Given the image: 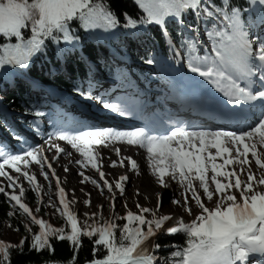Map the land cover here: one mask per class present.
Segmentation results:
<instances>
[{
	"label": "snow or ice",
	"instance_id": "snow-or-ice-1",
	"mask_svg": "<svg viewBox=\"0 0 264 264\" xmlns=\"http://www.w3.org/2000/svg\"><path fill=\"white\" fill-rule=\"evenodd\" d=\"M133 3L142 13L135 18L127 11L118 16L111 0H0V69L28 67L38 55H46L50 47L58 60L63 58L66 63L71 54L78 62L87 64L85 36L115 35L121 31L147 34L151 27L157 26L165 38L168 60L181 61L190 73L207 81L226 98V105L234 106V111L237 105L248 106L249 110L258 107L256 122L233 131L195 126L189 130L183 124H173L171 130L155 134L142 127L126 132L93 125L48 132L45 143L49 149H55L54 158L61 153L72 155L51 142L53 138L65 141L83 157L75 160V164L81 169L90 164L99 175V179H92L81 171L80 183H91L101 195L107 190L110 214L107 217L103 214L101 204L98 211L85 212L81 221L79 214L72 211L76 201L67 200L44 149L32 147L25 136L5 121V127L21 148L14 154L0 144V177L12 189L9 193L5 186H0V193L12 205L13 210L6 215L12 217L19 212L25 235L18 244L0 240V264H10L11 251L23 254L25 245L29 251L47 250L54 255L53 240L70 243L73 255L67 264H76L84 238L92 244L93 257L85 264H264V155L256 150L257 145L264 147V0H246L247 7L234 4L233 0H133ZM249 14H254L258 23ZM170 27L177 33L176 41ZM154 62L151 56L145 61ZM84 96L99 103L101 111L120 117L130 115L123 103L92 94ZM25 114L38 118L26 123L28 131L40 135L39 118L45 117V113L30 112L26 107ZM118 142L145 150L148 169L159 187L169 188L173 182L179 186L180 198L174 197L171 203L182 209L188 220L183 215L161 213L162 193L157 194L155 208L137 202L134 212L125 203V213H116L117 192L120 196L126 194L129 177L121 175L114 185L110 183L95 148ZM115 152L120 155L119 148ZM249 154L260 170L259 178L252 171ZM125 160L132 171L138 172V163L131 157H122L119 166L124 167ZM33 163L40 166L45 180L50 179L45 165L51 170V177H56L59 203L49 197L46 207L53 210L51 215L59 214L64 227L37 216L41 211L40 185L34 175L22 170V166L27 169ZM116 166L117 162L112 161L110 167ZM6 168L33 186L37 194L35 211L22 201L25 190L18 177L10 175ZM245 173L246 180L242 179ZM16 188L19 195L15 194ZM85 195L89 199L83 203L86 208L91 207V194ZM160 235H182L185 239L183 245L175 242L161 245L157 242ZM169 247L172 251L165 258L156 254Z\"/></svg>",
	"mask_w": 264,
	"mask_h": 264
},
{
	"label": "trees",
	"instance_id": "trees-1",
	"mask_svg": "<svg viewBox=\"0 0 264 264\" xmlns=\"http://www.w3.org/2000/svg\"><path fill=\"white\" fill-rule=\"evenodd\" d=\"M233 3L243 7L248 6L246 0H233ZM111 7L115 10L118 16L125 11H127L134 18L142 14L133 3V0H111ZM249 15L252 19H254V14ZM170 31L172 32L173 40L176 41L178 39L176 31L172 30L171 27ZM111 38L113 42L118 44V46L133 59V67L137 70L147 71L144 67L150 66V64L145 63L149 56L153 58L155 57V61L160 56L168 57V49L165 38L162 36L161 31L157 26L151 27L147 34L137 33L136 35H130L121 31L117 32L115 35H111ZM84 39V54L87 56L88 60L97 62L104 73L111 74L113 67L107 61L109 56L104 44L98 40V34L85 36ZM178 47L179 44L177 43V48ZM117 68L118 66H116V69ZM2 70L4 71V74L0 77V102L5 105L13 106L18 113L22 114L20 121L24 125H27L26 122L32 121L31 118H34V120L38 119L31 114L26 115L25 108H29L30 112H35L37 110L42 111L35 106L37 103H42V100L34 96L33 91L31 90L32 86L29 82L25 79L19 78L18 66H9ZM30 72L44 81L55 82L59 86L74 93H79L82 89L81 84L92 76L88 64L78 62L77 58L71 54H69V58L66 63L63 61V58L58 60L52 47L49 48L46 55H38L35 58L34 63L30 66ZM2 116L3 115L0 109V117ZM25 116H30V118L26 119ZM4 128L7 127L4 125ZM4 133L10 136L9 132L5 131ZM15 144L21 147L20 143L16 142ZM23 188L25 190V194L22 197V201L27 203L29 207L37 205V194L32 190L33 186L27 183ZM43 193L44 192H42V194ZM17 195H19V192ZM42 204L43 201L41 199L39 207L41 208V214H44ZM12 210V205L9 203L5 195L0 193V240H3V228L8 227V225L12 226L11 229L18 230L21 235L20 239L25 235L19 212H16L12 217H8L6 215ZM56 220L57 224H54L51 221L49 222H51L54 226H65L61 219ZM34 230L38 231V228L34 227ZM184 239L185 238L182 235H163L159 236L157 242L161 245L171 244L172 242H175L177 245H183ZM18 242L10 243L18 244ZM52 243L55 248L54 255L47 250L42 251L41 253L29 251L28 246L25 245L23 254H20L16 250L11 251L10 264H45V262L67 264L73 255L70 243L67 241L59 242L56 240H53ZM171 251L172 249L169 247L167 251L163 249L160 250L157 255L165 258ZM92 258V244L87 238H84L83 247L79 250L76 264H85L86 261L91 260Z\"/></svg>",
	"mask_w": 264,
	"mask_h": 264
},
{
	"label": "rangeland",
	"instance_id": "rangeland-1",
	"mask_svg": "<svg viewBox=\"0 0 264 264\" xmlns=\"http://www.w3.org/2000/svg\"><path fill=\"white\" fill-rule=\"evenodd\" d=\"M254 31H259V29H254ZM4 74V71L0 69V77ZM98 82V81H97ZM96 82V83H97ZM91 80H89L88 84H92ZM98 91H94L96 94ZM7 108L13 109L12 106L8 105ZM13 112V110H12ZM18 116V114H16ZM15 115V116H16ZM2 121H12L10 125L15 124V120H13L12 117H10L8 120H5L4 118H1ZM7 119V118H6ZM49 121H52L48 118H43L41 121V124L43 127H47V130H42L40 135H33L30 131H28L27 128H24L22 125H15L14 129L22 134L23 136H29L27 137L28 144L32 145V147H41L44 149V156L52 163L53 168L55 169L57 176L60 179L61 186L65 189L67 194V200L68 201H76V203L72 206V211L79 214V219L83 221L85 219L84 213H92L98 211V206L103 205L104 207V215L107 217L110 214V203L109 200L106 199L108 196L107 190H104V194H100V190L95 188L91 183H80V180L82 179L81 176L78 175L79 172L83 171L85 175L90 176L92 179H99L98 173L91 168V165H87L84 169H81L79 165L75 164V160L80 159L83 160V157H81L75 150L71 149V147L65 142L60 141L55 138L51 141L54 144H58L60 147L64 148L66 152H71L72 155H66L64 153H61L58 157V160L53 161V158L55 157V149H49L48 145L45 143V140L48 139L47 133L53 132L56 127L54 125L49 126L51 123ZM49 126V127H48ZM45 132L44 135L42 133ZM1 143L7 146L9 149L11 146H14L13 142L8 141L5 139V136L0 135ZM120 145H128L123 142H118L114 144H110L108 147L104 146H97L95 148V152L99 155V163L102 164V171L106 174V179L113 185L116 182V177H119L121 175H128L132 176L131 183L135 185V191L127 193L124 196H120L117 192V199H116V205L115 210L118 215H123L125 213V208L123 205L127 203L128 208L132 211H137L135 208V204L138 202L142 206L155 208L158 202V193H162L163 199V211H161L162 214H173L175 216L183 215L185 220H188V217L186 214L183 213L182 209H180L178 206L173 205L171 203V200L175 198H180V190L179 186L176 183H172L171 186L168 188V192L173 190L174 194L172 197L168 198L167 191L165 192V188H157V189H150L147 186V182L149 181V169L147 166L146 156L144 154H138V156L131 157L138 163V172H132L130 174V166L127 164L124 167L119 166V159L115 158V149H117ZM257 152L261 155H264V147H261L260 145H257ZM114 157V158H113ZM249 160L251 161V168L252 171L256 174L257 178H259L260 170L257 169L255 165L254 159L249 154ZM112 161L117 162V166L115 168L110 167V164ZM219 163V162H218ZM65 168L68 169L67 172H65ZM113 168V173H112ZM9 172L10 175L13 177H18V183L21 187H25L28 183L23 176H18L16 172H13L12 170L5 169ZM22 170H26L29 172L30 175H34L36 177V182L40 185V191L41 192V199L43 201L42 207L44 210V214H41V212L37 213V216L39 218H43L47 221H51L54 224H57L56 219L59 218V214L51 215L53 210L51 208L46 207V205L49 202V197L52 198L53 201L56 203H59L58 198L56 196L57 188H56V177H51L50 173L51 170L47 168L45 165V171L49 173L50 179L45 180L44 177L40 174V166L33 163L30 164L27 169H24L22 166ZM237 171H239V167H237ZM247 176L246 173L242 176V179L246 180ZM167 179V178H166ZM102 183V182H101ZM7 180H5L3 177H0V186H5V190L9 193L12 192V189H9L6 187ZM139 191V192H138ZM19 192V188H16L15 194ZM42 192H44L42 194ZM137 192L139 195H137ZM86 193H90V199H91V207H85L83 201L85 199H89V196L85 195ZM211 206V205H209ZM193 207H195L193 205ZM33 211L37 208V205H34L31 207ZM20 233L16 230H13L9 227H4L2 230V239L5 241L16 243L20 240ZM163 259V258H161Z\"/></svg>",
	"mask_w": 264,
	"mask_h": 264
},
{
	"label": "bare ground",
	"instance_id": "bare-ground-1",
	"mask_svg": "<svg viewBox=\"0 0 264 264\" xmlns=\"http://www.w3.org/2000/svg\"><path fill=\"white\" fill-rule=\"evenodd\" d=\"M135 83L136 82H131L130 84L131 85H135ZM152 98H154V95L152 93H149L148 94L146 92L142 94V97L141 98H139L140 101H138V102H139L140 106L147 107L148 108L147 112H149L150 109H152V110H156L157 109V104H155V103L152 102ZM130 100L131 101H134V98H130ZM89 113H90V111L85 108L84 111H83V115L82 116H78V122H81V123H89L90 124V123H94L96 121V122L102 123V121H103L104 118H110V116L106 112L101 111L99 113H96L95 112L94 119H92L91 121L90 120L84 121V120L79 119V118H83V117H91L89 115ZM248 125H250V124H248ZM248 125H246V126H248ZM251 125H254V123H251ZM195 127H204V126H201L200 125V126H195ZM189 130H191V128ZM212 130H215V129H212ZM118 148L120 149V155L118 156L117 154H115V158L114 157L113 158L116 159V157H117L119 159V161L121 160L122 157H134V156H138V154H144L146 156L145 150L140 149L138 146H130V145H125L124 146V145H120ZM212 151L214 152L215 150H212ZM56 160H58V158H53V161H56ZM217 162H221V161H217ZM100 164L102 165L103 163H100ZM127 164H128L127 163V160H125V166ZM132 172L133 171L131 170L130 171V174ZM112 173H113V168H112ZM148 173H149V181L147 182V186L150 189L161 188V187H159L156 184L155 177L150 173V171ZM128 177H129V181L125 184V188H126V192L127 193H130V192L135 191V185L131 183L132 176L130 175ZM118 178L119 177H116L117 180H118ZM166 191L168 193V195H167L168 198H170V197L173 196V194H174V191L173 190H171V191L168 192V188H166L165 189V192ZM163 204H164V202L162 203V206H163ZM161 211H163V207L161 208ZM160 236H163V235H160ZM158 238H157V240H158Z\"/></svg>",
	"mask_w": 264,
	"mask_h": 264
}]
</instances>
